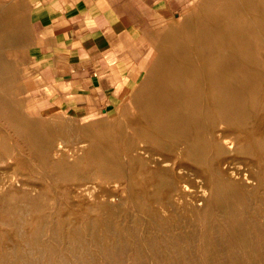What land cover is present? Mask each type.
Here are the masks:
<instances>
[{
    "label": "rangeland",
    "instance_id": "374dc122",
    "mask_svg": "<svg viewBox=\"0 0 264 264\" xmlns=\"http://www.w3.org/2000/svg\"><path fill=\"white\" fill-rule=\"evenodd\" d=\"M203 1L204 0H189L186 6H184L182 10H179L177 12L176 17L172 15L162 22L161 28L154 33V35L148 40V43L146 44L145 54L139 67L140 70L137 84L132 88L131 92H129L125 96L124 101L117 104L115 108L109 110L107 114L100 113L98 116L94 117L75 118L63 113H51L42 110L36 101L37 97L39 96V92L35 90L31 64L27 61L25 55H19L18 58L20 60L16 62L15 59L17 58V56L15 53L10 52L9 50H5L3 52L1 51V57L3 58V60H1V65H4V70H0V132H4V134L8 135L12 143H14L16 146V153L23 159L25 158V164H14V172L7 173H5V170L3 171V169H5L7 165H0V168H2L0 169V215L2 216H0V264H19L18 258H16V252L18 250H25L26 253L27 251H29L28 254L30 253L31 255L30 258L28 255L30 264H64L65 261L67 262L65 264H219V262L220 264H264V181H262L260 178L254 180H245L241 177V175L238 176L236 174L238 171L242 172L244 175H249L250 171L255 172V174H262L264 170L262 169L263 167L258 164L259 157L257 154H237L232 151L230 152V154L228 153V160L225 165L222 166L223 177L219 184L218 197L215 195L213 190V181H210L207 187L204 186V188H197V190L192 188L194 191H192L191 193H194L195 195L197 194L196 199L198 200L196 204L197 209L193 210L192 212L185 205L181 204H178L175 207V211L177 213L173 212V208L171 209V207L165 209L162 205L160 206V204H151V207H157V209L155 208V210H158L157 212L163 218L167 219V221H170L171 224L176 225L174 230L166 228L165 226H163V224H161L160 221L141 213L134 205L126 202L125 200L127 198V184L125 183L124 179L112 178L108 174L101 171L98 167L97 162L92 161L87 154V146L89 145L88 138L85 134L87 129L88 131H94L103 128L104 126H113L114 132L117 133L120 131L119 127H123V129H125V127L128 126L126 127L124 132H126V134H130L132 129L138 127L137 125L133 124V120L138 118L137 100H141V98L145 96V92L147 90L149 91V89H151L152 85L154 84L153 80H151V75L155 72H158L160 61L163 55L169 52V48L171 47L172 42L175 39L176 31L191 14L199 10ZM12 59L14 60L12 61ZM4 121H8V123H5ZM114 121H116V123ZM18 122L20 124L25 122V124L28 123L36 124L38 126L41 125L43 126V128H46L50 131H53L54 129L66 128L67 133L62 138H58L59 140H54L53 145L56 149H51V151L46 154L47 156L42 155V152L37 151L36 153H31L28 150L27 146H25V144L18 139L20 136L24 135V130L19 127L20 124ZM15 126L18 127L15 128ZM18 129L21 131H19ZM17 143L19 147L18 145H16ZM58 144H61L62 148L59 149ZM138 146L142 147V144H138ZM60 152L65 153L66 155L65 160L61 158L63 161L59 159ZM57 153L59 155H57ZM54 154L56 157L54 156ZM233 154H235V158ZM42 156H44V159H42L43 161H41V158H38ZM122 156L123 160L127 159L126 155L124 156L123 154ZM34 157L37 159V161ZM83 160L85 161L82 162ZM40 162H42V164ZM52 162L57 164L55 165ZM249 163L253 164L252 168L247 165ZM74 164L80 167H76L79 170L75 168ZM82 164L83 166H81ZM46 165L49 167H47ZM51 165L53 166V168ZM72 165L76 170H72ZM36 166L39 168V170ZM42 166H44V169L46 171L42 168ZM66 166L69 167L67 168V170L65 169ZM88 166H90V169L88 168ZM83 167L86 169H84ZM211 167L212 166L209 167V170L212 172L213 167ZM62 170L63 172H65V174H63ZM79 172L80 174H78ZM82 172L85 174V176ZM91 172L94 174H92ZM1 173H5V176H3L4 174L2 175ZM18 173H20L21 175ZM36 173H40L42 176L40 177L38 176L40 174L37 175ZM73 173H75L76 175ZM233 174H236V176L238 177H233ZM64 175L68 178L62 177ZM46 176L48 179L46 178ZM1 177L3 178L1 179ZM229 178H231V180ZM43 181L45 182L44 185ZM140 181V178L135 180L134 187H139L137 189H142L143 186H145L144 183ZM19 182L24 184H20ZM240 182L242 183L244 190H242L241 193H238L237 187ZM124 183L125 185L123 186ZM67 184L69 185L67 186ZM79 184H82L81 187L79 186ZM13 186L15 187V189ZM99 187L102 188L100 189ZM123 187L125 188V190ZM79 188L83 190H80ZM229 188L232 190H230ZM234 188L235 191L233 190ZM109 189L111 193L108 192ZM246 189L248 192L246 191ZM65 190L68 192H66ZM78 190L80 191L78 192ZM199 190L201 191V193ZM86 192L88 194H86ZM92 193H94V195H89ZM202 194L203 196H201ZM17 197L18 200H15V198ZM93 197H96L98 201ZM201 197H203L204 200ZM89 199L91 200L87 202V200ZM32 200L34 202H32ZM83 200H85V202ZM99 201L101 202L99 203ZM82 202L85 204H83ZM123 202H125V204ZM19 205H21V207ZM41 205L43 206V208L41 207ZM9 206H12V208H10ZM132 206H134L135 208H132ZM103 207H105L106 209ZM10 209H12V211ZM31 210L33 212H31ZM131 210L133 213L131 212ZM135 210H138V212ZM169 211H171V213ZM66 212H68V214ZM175 214H177V216ZM4 215H6L7 217ZM67 215L70 217L68 218ZM81 215L84 216L82 217ZM133 215H135V217ZM90 216L92 218H90ZM27 218L28 221H26ZM106 218L109 219L107 220ZM19 219L21 220L19 221ZM53 221L55 223H53ZM62 221L64 222V224ZM61 222L62 225H59ZM69 222H71L72 224ZM245 222L247 225H245ZM237 224L238 226H236ZM73 226L79 229L78 235L72 234L71 228ZM61 227L62 229H60ZM230 227H233L232 230L230 229ZM53 230H56L59 233V242H56L52 239ZM83 230L85 233H82ZM68 231H70V233ZM239 239L240 241H238ZM208 240L210 241V243ZM19 241L21 246L19 244ZM42 241L45 243L43 244ZM49 241L52 243V245L49 244ZM69 241H71V245L68 244ZM212 241L215 243H213ZM244 242L246 243L245 245ZM161 243L163 244L161 245ZM202 243L204 245H202ZM239 243L240 246H238ZM174 246L175 249L173 248ZM15 248L17 250H15ZM45 248L48 249L47 252ZM72 249L75 250L73 251ZM168 251L170 252V254ZM140 255L142 257H140ZM69 257H72V259H70ZM133 258H135V263L132 261ZM190 260L192 261L190 262Z\"/></svg>",
    "mask_w": 264,
    "mask_h": 264
},
{
    "label": "bare ground",
    "instance_id": "6f19581e",
    "mask_svg": "<svg viewBox=\"0 0 264 264\" xmlns=\"http://www.w3.org/2000/svg\"><path fill=\"white\" fill-rule=\"evenodd\" d=\"M9 42H10L9 38H7V36H0V48H2L3 45L8 44ZM0 70L1 71L4 70V65H1V59H0ZM151 80H153V83H154L151 89L145 92V96L141 98V100H137L138 101V105H137L138 106V118L133 120V124L137 125L138 127L132 129L130 134L129 133L126 134V132H124V130L128 126H126L125 129H123V127H119L120 131L117 133L114 132L113 126H104L103 128H100L94 131H88L87 129L85 132L88 138V142H89V145L87 146V154L89 155V158L92 161L97 162L98 167L101 171L108 174L112 178H115V179L123 178L124 179L125 183L127 184V188H126L127 198L125 197L126 202H129L130 204L134 205L141 213L147 216H150L154 218L155 220L160 221L161 224H163V226H165L166 228L174 230L176 225L171 224L170 221H167V219L163 218L157 212L158 210L157 211L155 210V208L157 209V207L155 208L151 207V204H160V206L162 205L163 208L165 209L168 207H171V209L173 208L172 211L175 213H177L175 211L176 205L181 204V205H185L192 212L193 210L197 209L196 204L198 200L196 199L197 194L195 195L194 193H191V192L194 191L193 189L197 190V188H204V186L207 187L210 181H213L212 182L213 190H214L215 195L218 197L219 184L223 177L222 176L223 174L222 166L225 165V163L227 162L228 160L227 155L228 153L230 154L231 151L237 154L239 153L246 154V155H250L253 153L257 154L259 157V161L257 160L258 164H260L263 167L262 169L264 170V0H204L199 10L191 14L182 23L180 28L176 31V36L172 42L171 47L169 48V52L163 55L160 61V67L158 69V72L157 73L155 72L151 75ZM8 121L6 122L8 123ZM114 122L116 123V121ZM16 127L18 126H15V128ZM19 127L22 130H24V135L20 136L18 139L22 141L25 144V146H27L28 150L31 153H36L37 151V152H42V155H46L48 152L51 151V149L55 148L53 145V142L55 139L62 138L67 133L66 128L54 129L53 131H50L46 128H43V126L41 125L38 126L36 124H28V123L25 124V122L20 124ZM138 144H142V147H139ZM16 145H18V143ZM58 148L59 149L62 148L61 144L60 145L58 144ZM16 150L17 149H16L15 144L12 143L8 135L4 134V132L3 133L0 132V165L1 164L7 165L6 167L4 166L5 169H3V171L4 170L6 171L5 173L14 172V169H15V166H13L14 164L15 165L25 164L24 163L25 158L23 159L22 157H20V155L16 153ZM123 154L124 156L126 155L127 157V159L125 158L126 160H123L122 158ZM57 155L59 154L57 153ZM234 155L235 154H233V156ZM65 156H66L65 153L60 152L59 159L62 158L63 160H65L66 158ZM38 158H41V161H43L42 159H44V156L38 157ZM84 161L85 160H83L82 162ZM40 163L42 164V162ZM247 165L250 168L253 167L252 163H249ZM74 166L75 168L78 167L75 164ZM74 166L72 169L73 171L80 168L78 167L74 169ZM81 166H83V164ZM210 166L213 167L212 172L209 170ZM89 167L90 166H88V168ZM42 168L44 169V166H42ZM67 168L69 167L66 166L65 169L67 170ZM37 169L39 170L38 167ZM80 172L78 174H80ZM5 173H3L4 175L2 173L1 174L5 176ZM63 174H65V172H63ZM236 174L238 176L241 175V177L245 180L247 179L254 180V179L260 178L262 181H264V172L262 174H255V172L250 171L249 175L247 174L244 175L242 172L238 171ZM236 174L235 175L233 174V177L236 176ZM97 175H94V176H97ZM38 176L41 177L42 175L40 174ZM62 177H65V175ZM2 178L3 177H1V179ZM65 178H68V177H65ZM136 178L137 179L140 178V180L144 183L145 186H143L142 189H137L139 187L137 188L134 187L135 180H137ZM229 179L231 180V178ZM18 180H21V179H18ZM238 180H241V179H238ZM125 183L123 184V186L125 185ZM20 184H24V183H20ZM44 184L45 182L43 183V185ZM68 185L69 184H67V186ZM81 185L79 184L80 187ZM119 187H122V186H119ZM96 188H97V185H96ZM79 189L83 190L81 188ZM80 190H78V192ZM233 190L235 191V188ZM242 190L244 189H243L242 183L240 182V184H238V187H237V192L241 193ZM87 192L86 194H88ZM102 192H103V189H102ZM108 192H110V189ZM71 193H75V192H71ZM94 193L89 194V195H94ZM124 194H125V191H124ZM44 196H47V195H44ZM201 196H203V194ZM235 196H238V195H235ZM93 198L96 199V197H93ZM201 198L203 199V197ZM16 199L18 200V197L15 198V200ZM33 200L32 202H34ZM90 200L91 199L87 200V202ZM83 201L85 202V200ZM101 201H99V203ZM103 203H104V200H103ZM123 203L125 204V202ZM19 206L21 207V205ZM134 206H132V208H135ZM41 207L43 208L42 205ZM10 208H12V206ZM10 210L12 211V209ZM138 210H135V211L138 212ZM31 212L33 211L31 210ZM169 212L171 213V211ZM66 213L68 214V212ZM135 215L133 216L135 217ZM175 215L177 216V214ZM69 217L70 216H68V218ZM90 218L92 217L90 216ZM20 220L21 219H19V221ZM26 221H28V218ZM62 222L59 225H62ZM53 223L55 222L53 221ZM65 223H66V220H65ZM245 225H247L246 222H245ZM236 226H238V224ZM232 228L230 227L231 230ZM60 229H62V227ZM78 230L79 229L75 226L71 228L73 235H78L79 234ZM68 232L70 233V231ZM82 233H85L84 230ZM166 233H167V230H166ZM52 239L56 242L60 241L59 233L56 230L52 231ZM238 241H240V239ZM44 243L45 242H43V244ZM203 243L202 245H204ZM19 244H20V241H19ZM49 244L52 245L50 241H49ZM68 244L71 245V241H69ZM162 244L163 243H161V245ZM245 244L246 243L244 242V245ZM238 246H240V243ZM46 248L45 250L47 252L48 249ZM173 248L175 249V246ZM15 250L17 249L15 248ZM72 250L74 251L75 249H72ZM28 252L29 251H27L26 253L25 250H18L16 252V255H17L16 258H18L19 264H30L28 260V255H29V258L31 255L30 253L28 254ZM140 257L142 256L140 255ZM70 259H72V257ZM132 261L135 263L136 262L135 258H133ZM191 261L192 260H190V262ZM65 263L67 262L65 261L64 264Z\"/></svg>",
    "mask_w": 264,
    "mask_h": 264
},
{
    "label": "crops",
    "instance_id": "0c3cea01",
    "mask_svg": "<svg viewBox=\"0 0 264 264\" xmlns=\"http://www.w3.org/2000/svg\"><path fill=\"white\" fill-rule=\"evenodd\" d=\"M188 2L0 0V36L10 41L0 50L16 62L25 55L42 110L107 114L137 84L148 40Z\"/></svg>",
    "mask_w": 264,
    "mask_h": 264
}]
</instances>
